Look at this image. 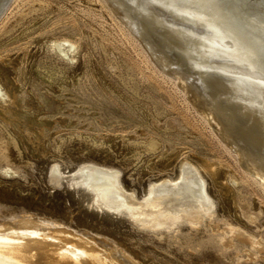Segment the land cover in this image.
I'll use <instances>...</instances> for the list:
<instances>
[{
	"label": "rangeland",
	"instance_id": "1",
	"mask_svg": "<svg viewBox=\"0 0 264 264\" xmlns=\"http://www.w3.org/2000/svg\"><path fill=\"white\" fill-rule=\"evenodd\" d=\"M3 3L0 80L15 100L4 111L0 108V166L12 167L14 177L0 167V215L34 214L48 219L55 229L61 224L77 233L83 227L80 232L90 231L102 244L106 236L108 245L115 240L124 244L143 264H231L237 252L244 255L249 248L243 237L225 247L223 238L232 235L212 232L205 221L197 232L184 222L156 238L124 215L108 216L87 208L78 188H69L66 181L55 186L47 176L52 162L60 164L66 177L78 161L90 160L120 168L124 183L141 193L148 181L170 173L178 158L188 157L196 163L207 161L217 170L214 176L204 167L217 220L230 221L249 237H264V189L241 165L226 135L246 144L248 151L241 143L240 147L252 155L262 151L257 131L250 124L247 131L246 123L236 114L234 118V107L212 87L187 79L176 64H165L161 51L168 50L167 44L154 37L158 35L154 28L148 33L152 38L140 36L137 27L125 24L124 11L111 0ZM54 37L81 46L72 64L48 48L47 39ZM154 38L158 49L149 46ZM225 177L236 181L228 192ZM51 232L47 231V239L52 242L71 237L68 232H63L65 236ZM258 260L253 264L263 263Z\"/></svg>",
	"mask_w": 264,
	"mask_h": 264
},
{
	"label": "bare ground",
	"instance_id": "2",
	"mask_svg": "<svg viewBox=\"0 0 264 264\" xmlns=\"http://www.w3.org/2000/svg\"><path fill=\"white\" fill-rule=\"evenodd\" d=\"M111 1L117 5V8L124 11L122 13L126 15L124 16L125 24H129L131 29L137 27L141 32L140 36L146 34L149 37V32L152 33L155 30L153 34L158 35L154 37H158V41L166 42L168 46L166 45L165 48L168 50L161 51L165 64H176L187 79L192 77L202 85L212 87L213 92L216 91V95H221V98L230 102L229 104L234 107V109L232 108L233 116L236 114L246 125L254 126L259 135L257 143L262 151L259 150L260 152L252 155L247 154L245 149L240 147L242 141L236 142L226 133L227 144L238 153L241 157V165L246 171L250 170L252 178H255L260 187L264 189V0ZM3 2L4 0H0V6L4 4ZM54 38L47 39L48 48L60 60L70 61L68 65L72 64L71 61L79 56V47L81 46L69 38ZM155 42H157L155 38L151 39L149 46L151 48L156 46L158 49L159 42L157 44ZM169 50L171 52L168 53L169 55L172 54L171 50H175L178 53V58L174 56L175 59L172 54L171 57L175 60H171L166 53ZM11 99L14 98L0 80V108L3 111L5 106H9ZM245 126L244 129L247 128ZM247 131L245 129V133ZM251 132L250 134H255L253 129ZM258 135L256 134V136ZM253 138L249 139L254 141ZM249 141L247 140V142ZM243 145L245 147L246 144ZM252 151L254 150L252 149ZM175 163L176 165L170 173L167 172L168 174L148 181L141 193H137L124 183L120 168L105 165V163L83 159V161H78L73 170L70 169V173L65 177V172L56 161L49 165L48 171L53 183L67 181L72 187L82 189V199L87 207L117 215L116 217L122 218L121 215H124L131 224L144 233L145 231L152 232L154 236H157L156 238H159L163 236L164 232L167 233L184 222L191 226L189 229L193 228L192 230L195 229L197 232L200 225L202 226L203 222L208 221L212 232H220L219 234L222 236L232 235L223 238V246H230L232 240L237 237H243L244 243L249 245L244 255L240 253L241 250L228 263L253 264L259 259L258 262L261 263L260 260H262V264H264V237H258V234L255 236L250 234L252 236L249 237L246 233H242L240 228L232 227L231 225L234 224L230 225V221H225L226 219L224 220L223 217V220H217L216 202L214 203L216 200L213 199L204 168H208L216 176L215 166L208 164L207 161L196 163L188 157H180ZM2 166H0L1 170L5 174L9 177L13 176L12 167L3 164ZM228 180L225 177L223 181L227 192L233 188L232 184L236 183L234 179ZM76 194L78 193L76 192ZM26 215L17 216L13 213L0 215V264H143L133 256L131 251L126 249L124 244L117 243L116 240H111L109 245L105 243L110 240L107 238L109 236L105 235V241L102 244L101 240L90 231L86 232L83 229V232H80L83 227L80 228V231L78 230L79 233L75 232L76 230H67L63 226L61 228V224L59 228L55 229L54 226L52 227V223L47 221L48 219L36 217L34 214H32L33 216ZM253 219L255 220V218ZM51 229V233L55 231L61 232V234L68 232L71 237H67L63 233L65 238H62L61 241L59 239V242L49 241L47 231ZM231 247L233 246L231 245Z\"/></svg>",
	"mask_w": 264,
	"mask_h": 264
},
{
	"label": "water",
	"instance_id": "3",
	"mask_svg": "<svg viewBox=\"0 0 264 264\" xmlns=\"http://www.w3.org/2000/svg\"><path fill=\"white\" fill-rule=\"evenodd\" d=\"M47 176H48V181H49V183H53V182L51 181V175L49 174V171H48V173H47ZM61 183H62V182H61ZM61 183H58V184L53 183V184H55V185H61ZM66 183H67V185H68L69 187H72L67 181H66ZM78 189H79V193H80V196H81V202L84 204V206H86L85 203L83 202V199H82V194H83L82 189H80V188H78ZM86 207H87V206H86ZM87 208H89V207H87ZM89 209H92V210H94V211H96V212H101V211H99V210H97V209H94V208H89ZM103 213H105V212H103ZM105 214L108 215V216H117V215L109 214V213H105Z\"/></svg>",
	"mask_w": 264,
	"mask_h": 264
}]
</instances>
